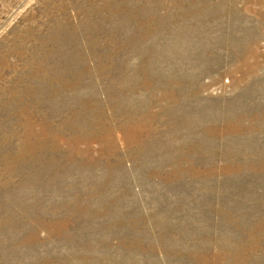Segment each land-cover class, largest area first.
<instances>
[{
    "label": "rangeland",
    "instance_id": "rangeland-1",
    "mask_svg": "<svg viewBox=\"0 0 264 264\" xmlns=\"http://www.w3.org/2000/svg\"><path fill=\"white\" fill-rule=\"evenodd\" d=\"M0 264H264V0H0Z\"/></svg>",
    "mask_w": 264,
    "mask_h": 264
}]
</instances>
